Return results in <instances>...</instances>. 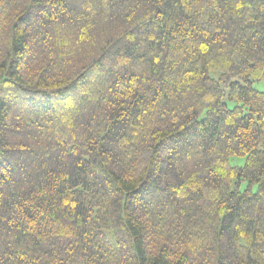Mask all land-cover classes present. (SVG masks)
<instances>
[{"label":"trees","instance_id":"1","mask_svg":"<svg viewBox=\"0 0 264 264\" xmlns=\"http://www.w3.org/2000/svg\"><path fill=\"white\" fill-rule=\"evenodd\" d=\"M258 83L264 0H0V264H264Z\"/></svg>","mask_w":264,"mask_h":264},{"label":"rangeland","instance_id":"2","mask_svg":"<svg viewBox=\"0 0 264 264\" xmlns=\"http://www.w3.org/2000/svg\"><path fill=\"white\" fill-rule=\"evenodd\" d=\"M257 89H260V90H264V83H258V84H256V86H255ZM244 159L243 158H233L232 160H231V163H232V165H237V166H242V165H244ZM248 188V185L246 184V183H243L242 184V191L243 190H245V189H247ZM257 190V187H254L253 188V191H256Z\"/></svg>","mask_w":264,"mask_h":264}]
</instances>
